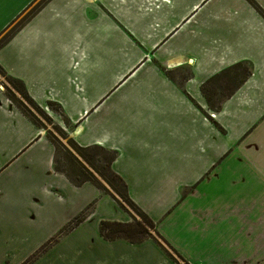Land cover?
I'll list each match as a JSON object with an SVG mask.
<instances>
[{"label": "crops", "instance_id": "0c3cea01", "mask_svg": "<svg viewBox=\"0 0 264 264\" xmlns=\"http://www.w3.org/2000/svg\"><path fill=\"white\" fill-rule=\"evenodd\" d=\"M38 2L0 0V38ZM238 64L251 75L209 105L203 86ZM0 66L79 146L116 154L130 199L188 264H264V0H50L0 48ZM55 155L0 84V264L54 239L30 264L181 262L153 231L161 245L106 240L101 222L130 212L74 186ZM171 209L168 231L152 211Z\"/></svg>", "mask_w": 264, "mask_h": 264}, {"label": "trees", "instance_id": "16d2710c", "mask_svg": "<svg viewBox=\"0 0 264 264\" xmlns=\"http://www.w3.org/2000/svg\"><path fill=\"white\" fill-rule=\"evenodd\" d=\"M48 1L40 0L36 6L27 14L23 19L19 20L2 39L0 40V48H2L8 41L15 35V33L24 25L31 17L36 14ZM242 69V75L238 73ZM251 75V68L244 66V64H238L223 72L221 75L214 77L203 86V93L208 104L213 103V99L217 94V90L224 92L220 82H232L233 79L237 80L236 88L241 85ZM0 76L4 77L9 83L10 87L6 88V96L12 101V103L39 129H43L44 126L38 120V117H42L46 121L52 122L48 114L30 97L25 85L20 81L9 76L5 70L0 66ZM15 91L20 95V98L16 97ZM234 89L229 92V95L233 93ZM227 99V96L217 98L212 106L214 110L218 111L222 106V103ZM49 107L56 113L61 112L60 106L54 103H50ZM40 115V116H39ZM68 124V121L66 120ZM54 125V130L59 134L67 136L68 144L70 147L62 145L61 141L53 136L50 131L47 133L48 139L53 143L56 149V155L54 159L55 170L64 174L69 181L76 187H80L85 183H91L96 186L102 192L113 197L115 195V201L126 211L128 208L132 209L139 219L133 218V222L120 223L103 221L100 224V231L102 236L109 241L116 239H125L133 243H139L146 239H157L151 234L153 231L156 236L162 240L170 250H172L181 260L182 264H188L177 252L168 244L164 238L156 231V224L146 215L128 195V188L124 180L112 170V163L116 157V154L110 152L99 146L81 147L68 135V132L61 129L58 125ZM63 149L65 156V165L61 166L58 162V152ZM104 183V184H103ZM95 203H92L86 208L79 216L71 221L60 232L58 237H61L65 233L71 231V229L78 226L82 221L86 219L89 212L93 208ZM56 239L50 243L44 245L40 251L29 258L24 264H30L34 261L42 252H44L49 245L55 242ZM159 243V242H158ZM160 244V243H159ZM161 245V244H160ZM163 247V246H162ZM164 248V247H163ZM165 249V248H164ZM176 264H180L176 260Z\"/></svg>", "mask_w": 264, "mask_h": 264}, {"label": "rangeland", "instance_id": "374dc122", "mask_svg": "<svg viewBox=\"0 0 264 264\" xmlns=\"http://www.w3.org/2000/svg\"><path fill=\"white\" fill-rule=\"evenodd\" d=\"M35 6H36V4H35ZM34 6V7H35ZM33 7V8H34ZM31 11V10H30ZM30 11L27 13V14H29L30 13ZM6 34H4L2 37H4ZM2 37L0 38V40L2 39ZM238 73L239 74H241L242 75V69L241 70H239L238 71ZM230 83V81H227V82H220V84L222 85V87H223V89H227V87H228V84ZM0 84L3 86V88H4V90H5V92H6V88L7 87H10V85H9V83L6 81V79L4 78V77H2V76H0ZM15 94H16V97L17 98H20V95L15 91ZM49 112H51V110L49 111ZM48 114V113H47ZM40 116V115H39ZM49 117H50V119H51V115H48ZM38 120L40 121V123H42V125L44 126V128H43V131L45 132V133H48V131H50L51 132V134L53 135V136H55L56 138H58L60 141H61V143H62V145H64L65 147L67 146V147H70L69 146V144H68V138H67V136H64V135H62V134H59L56 130H54V125L53 124H55V122L52 120V122H53V124L51 123V122H49L48 120L46 121L45 119H43L41 116L40 117H38ZM57 125V124H56ZM48 138V137H47ZM252 140V138L250 139V141ZM255 141H257V142H259V139H255ZM66 147V148H67ZM58 162H59V164L61 165V166H63V165H65V160H64V156H65V153H64V151H63V149H60V151L58 152ZM110 196V195H109ZM114 198H115V195L113 196ZM112 197V198H113ZM113 198V199H114ZM115 200V199H114ZM117 202V201H116ZM174 209H171V210H169L168 212H166V213H162V212H157V211H152V213L154 214V216L156 217V214L158 213L159 215L157 216V218H159V224H163L164 225V228L166 229V230H170L171 229V224L173 223V220H174V218H176L175 217V214H172V212L174 213ZM130 212V214H131V221H132V219L133 218H135V219H139V217L137 216V214L134 212V211H132V209H130V208H128V213ZM179 214H180V212H179ZM178 218H181V216H179ZM133 222V221H132ZM172 222V223H171ZM181 263V262H180Z\"/></svg>", "mask_w": 264, "mask_h": 264}]
</instances>
